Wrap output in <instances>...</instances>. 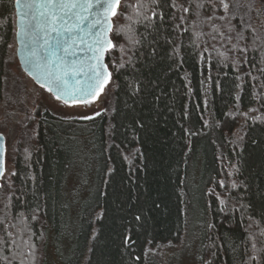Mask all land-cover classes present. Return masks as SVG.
Listing matches in <instances>:
<instances>
[{
  "label": "trees",
  "instance_id": "obj_1",
  "mask_svg": "<svg viewBox=\"0 0 264 264\" xmlns=\"http://www.w3.org/2000/svg\"><path fill=\"white\" fill-rule=\"evenodd\" d=\"M225 2L227 12L220 0H120L111 14L114 85L86 122L99 168L78 264H148L192 224L198 264H264V1ZM14 13L0 0V98ZM72 123L46 109L20 123L0 182V264H51L63 181L86 151Z\"/></svg>",
  "mask_w": 264,
  "mask_h": 264
},
{
  "label": "rangeland",
  "instance_id": "obj_2",
  "mask_svg": "<svg viewBox=\"0 0 264 264\" xmlns=\"http://www.w3.org/2000/svg\"><path fill=\"white\" fill-rule=\"evenodd\" d=\"M264 1V0H262ZM4 88L0 98V135L6 140L3 178L8 179L14 172L15 150L20 123L28 117H36L37 109H46L51 114L71 120L72 133L80 145H86V151L66 176L60 191V210L63 212L54 219L51 264H78L80 258L81 235L86 227L90 209L94 204L95 175L98 172V153L96 138L87 131V121L105 112L106 104L113 89V81L107 78L103 91H99L87 105L83 103L66 105L54 98L47 90L37 86L28 76L19 71L16 58V44L11 45L5 63ZM20 110V116L14 114ZM14 115L19 123L14 122ZM89 117V119H85ZM76 143V144H77ZM196 154L187 180L189 209L197 211L201 191V169L203 159ZM83 215V216H82ZM53 225V226H54ZM192 224L184 230L182 241L174 247H163L157 252L149 250L148 264H198L199 228ZM56 235V236H55ZM199 253V252H198Z\"/></svg>",
  "mask_w": 264,
  "mask_h": 264
},
{
  "label": "snow or ice",
  "instance_id": "obj_3",
  "mask_svg": "<svg viewBox=\"0 0 264 264\" xmlns=\"http://www.w3.org/2000/svg\"><path fill=\"white\" fill-rule=\"evenodd\" d=\"M15 4L19 17L16 35L22 43L27 39L25 47L31 63L38 70L37 79L42 77L50 91L55 89V98L65 104L70 101L89 104V97L98 95L97 89L103 91V85L111 75L106 73V66L101 63L106 45L112 46L111 41L103 28L95 32L92 29L103 21L110 30L109 13L117 14L116 7L120 0H15ZM220 5L225 12L228 11L229 4L225 0H220ZM89 20L86 31L84 24ZM85 36L92 37L88 51L93 53L90 59L95 64L81 61L77 65L68 58L75 56L73 49L78 46V41L80 44L86 43ZM81 74L87 77L84 82L77 79ZM2 151L0 148V154ZM8 235L11 237L12 234Z\"/></svg>",
  "mask_w": 264,
  "mask_h": 264
},
{
  "label": "water",
  "instance_id": "obj_4",
  "mask_svg": "<svg viewBox=\"0 0 264 264\" xmlns=\"http://www.w3.org/2000/svg\"><path fill=\"white\" fill-rule=\"evenodd\" d=\"M14 11H15V28H16V33L19 30L18 29V14H17V6L15 4V0H14ZM91 20V18H90ZM89 21H85L84 27L85 30L87 31V24L90 23ZM108 24L110 26H112L111 23V13H109V18H108ZM103 28V30L106 32L107 34V38L108 40H110L109 38V32L111 30H108V25H105L104 22L102 21L100 25H97L95 29H92V31H101V29ZM15 33V44H16V58L18 61V64L20 66V69L39 87H42L41 85L44 84L45 86L42 87L46 90L49 91V93L55 98V89L53 88L51 91L49 90V86L47 85V83L44 81V79L41 77L39 79H37V77L39 76L38 70L33 66V64L31 63V59L29 56V51L28 49L25 47V43H27V39L25 38V42L22 43L21 42V38L18 37ZM80 35H85V33H80ZM91 39L92 37L89 36H85V41L86 43L84 44H80L79 41L77 42V47H75L73 49V51L75 52V56L69 57L68 59L70 61H72L73 63H76L77 65H79V63L81 61H84L86 63H92L95 64L94 60H91L90 58L92 57L93 53L88 51V44L91 43ZM109 46L106 45V51L108 50ZM102 57V65H105V53ZM106 73H108L107 67H106ZM77 79H79L81 82H84L87 77L84 74H81L79 77H77ZM97 92H99V89H97ZM94 97H89V100H92ZM60 102L64 103L62 100H59ZM65 104V103H64ZM71 104H79V103H73V102H69V104L66 105H71ZM4 138L3 136L0 135V148L3 149L2 154H0V161H2V164H0V170H2V175L4 172ZM2 175H0V182H1V178Z\"/></svg>",
  "mask_w": 264,
  "mask_h": 264
},
{
  "label": "flooded vegetation",
  "instance_id": "obj_5",
  "mask_svg": "<svg viewBox=\"0 0 264 264\" xmlns=\"http://www.w3.org/2000/svg\"><path fill=\"white\" fill-rule=\"evenodd\" d=\"M25 74V73H24ZM27 76V75H26ZM42 88V87H41ZM44 89V88H43ZM44 90H46V89H44ZM41 112H43V110L42 109H37V111H36V114L38 115L39 113H41ZM19 113H21L20 112V110H14V114L16 115V114H18L19 116H20V114ZM15 115H14V122H15V124L16 123H19V121L17 120V118L15 117Z\"/></svg>",
  "mask_w": 264,
  "mask_h": 264
},
{
  "label": "bare ground",
  "instance_id": "obj_6",
  "mask_svg": "<svg viewBox=\"0 0 264 264\" xmlns=\"http://www.w3.org/2000/svg\"><path fill=\"white\" fill-rule=\"evenodd\" d=\"M48 91V90H47ZM49 92V91H48ZM4 147H5V142H4ZM4 152H5V149H4Z\"/></svg>",
  "mask_w": 264,
  "mask_h": 264
}]
</instances>
